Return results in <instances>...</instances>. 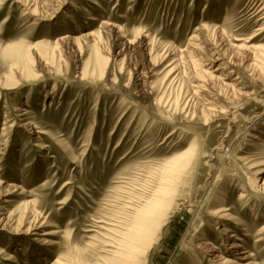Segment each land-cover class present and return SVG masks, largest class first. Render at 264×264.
<instances>
[{
  "label": "rangeland",
  "instance_id": "rangeland-1",
  "mask_svg": "<svg viewBox=\"0 0 264 264\" xmlns=\"http://www.w3.org/2000/svg\"><path fill=\"white\" fill-rule=\"evenodd\" d=\"M262 6L264 0H0V264H113L104 228L126 233L124 223L131 226L135 211L151 205L163 162L180 154L187 165L165 195L164 224L145 264H211L194 248L196 237L224 250L232 233L264 264L263 241H254L264 224V193L245 191L249 163L264 157V71L251 72L250 51H224L229 40L242 44L253 33L255 50L264 46V19L251 17ZM104 24L131 41L140 30L157 59L165 45L185 48L200 24L209 33L219 27L207 39L221 50L205 66L199 56L216 58L211 46L175 54L182 79L167 85L172 54L152 76V90L140 89L138 77L146 75L134 69L143 61L131 50L113 60ZM91 31L94 37H80ZM64 35L69 39L56 42ZM220 59L223 72L214 70ZM203 69L206 77L214 72L213 113L201 109L195 79ZM76 93L81 97L70 101ZM184 103L190 110H181ZM222 206L248 231L216 218Z\"/></svg>",
  "mask_w": 264,
  "mask_h": 264
},
{
  "label": "bare ground",
  "instance_id": "bare-ground-1",
  "mask_svg": "<svg viewBox=\"0 0 264 264\" xmlns=\"http://www.w3.org/2000/svg\"><path fill=\"white\" fill-rule=\"evenodd\" d=\"M204 6L207 8V5H204ZM261 11H264V6L260 7L259 9L255 10V11H252L251 17L252 18L256 17V20H258V21L264 19V14H262V15L260 14ZM104 27L107 29L106 31L109 32V36L111 38V45H112L113 53H114V55L112 57L113 60H116L119 55H123L122 59H121L122 61L125 60L126 56L128 54V51L131 50V51H134L140 57L141 61H143V63L141 65H139L138 67H136L134 69L136 75L138 73H141V72H145V75H146L145 77H138L137 86L140 89H143V88H145V86L147 87V85H148L149 88L152 90V87H153L152 84L154 85L153 81H151L152 76L154 77L156 75V73H157L158 69L161 67V65H163L165 63V61L168 60V58L172 54L174 55V57H172V62L169 63L168 65H166V67H169L170 64H172L173 66L170 67L168 70L166 69L167 71L165 72L164 78H163L164 82L165 81L168 82L167 85L168 84H170V85L176 84L177 82L181 81V79H182V73L177 67L178 66V59H177L176 55L181 56L182 54H184L186 52V50L196 52V51H201V47L205 46L208 48L211 46L212 47V53L211 54H213V56L216 55V58L212 59L213 57L211 58V56H209L210 54H207V53H203L202 57L199 56V63H201L203 66H205L207 64L212 65L213 62H216V60H218V57H219V54L217 52H218V50H221L220 48L217 49V46L213 45V43H211L208 40L209 37H211V35H216V36L218 35V28L219 27L212 29L213 31L211 33H209L208 31L210 30V27H209V30L207 31V29L206 30L204 29L206 27V26H204V24L199 25V27H198L199 35L193 34L190 37V41L186 44L185 48L178 49V48H175L173 46L171 47L169 45H165L164 47H162L160 49L162 55L159 57V59H157L154 56V54L152 55V50L155 47L154 42L151 41L147 37V35L141 33L140 30H139L140 32L138 31V33L134 36V38L131 41L128 39V37L127 38L125 37L126 34L124 35V33L117 31L114 25L104 24ZM259 30H261V31L264 30V25H262L259 28ZM261 31H258V32H261ZM94 34L95 33L91 31V32H87V33L81 35L80 37L91 38V37H94ZM220 34H222V33H220ZM256 34L257 33H253V34L247 36L246 38L241 39V40H243L242 44H233L229 40V42H227L228 49L224 50L226 52L227 51L229 52L230 50H232V54L234 51H238L241 48L244 50L250 51L248 53H250L252 56L254 55V57L256 58V59H254L256 61L255 64L250 69V70H252L251 72H253L254 70H257L255 72H258L259 67H261L260 69L262 71H264V46H262L261 49H257V51H256L255 50L256 47H253V45L250 44L251 40L255 38ZM224 36H225V34H224ZM207 37H208V39H207ZM67 39H69V36H67V35L60 36L56 39V42L60 43L63 40L66 41ZM221 39H223V37ZM213 40H216V39H213ZM195 41H199V42L196 43ZM216 44H218V42ZM260 47L261 46H259V48ZM209 51H211V49ZM15 52L18 53V51H15ZM229 53H231V51ZM175 57H176V59H174ZM220 60H221V63H219L217 65V68H215L214 70H220L221 72H223V70L227 68L226 67L227 65H226L225 60H223V59H220ZM204 61H206V62L204 63ZM205 69L208 70L211 68L209 66L208 68L206 67ZM204 71H205L204 69L201 71L202 75L200 76L199 79L196 78L195 82H196V84H198L197 86L199 87V89H198L199 95L202 94L201 97L203 99H201V98L200 99L205 101V105L203 107L201 105V109H205L206 111L213 113V111H216L215 105H214L215 94H214V92H212V89L214 91V88L212 87L213 80H214V78H212V77H214V72H213V70L208 71L210 73V76L206 77L205 76L206 73ZM232 73H233V70H228V75H232ZM258 73H260V72H258ZM257 75H259V74H257ZM176 85H178V84H176ZM224 87H226L227 89L228 88L231 89L232 94L234 93L233 96H235L237 94H241L240 91H242L241 88L236 87V84H235V87H234V85H230V84L224 85ZM191 92H192L191 96L195 97V90H193ZM49 93H51V91H49ZM159 93H160L159 94L160 98L158 99V101L163 99L166 92H165V90L161 89V90H159ZM74 96H75V98H73L70 101L74 102L75 100H77L81 97L79 93L78 94L76 93ZM191 96L189 97V99L192 98ZM198 98H199V96H198ZM166 102H167V99H166ZM172 102H173V100H172ZM171 103H170V105H171ZM172 105H174V104H172ZM174 107L176 108V106H174ZM177 108H179V106ZM181 110H183L185 112V111H188L190 109L184 103ZM181 113H183V112H181ZM26 114H29V112L22 113V116L26 115ZM20 116H21V114H20ZM27 117H29V116H27ZM124 117H125V113L121 112L118 120H120ZM23 119H25V117ZM13 124L14 123L12 122L8 126L9 127L13 126ZM27 124H29V123H27V122L23 123L20 125V127L23 128V127L27 126ZM3 129H5V128L3 127ZM37 132L41 133V131H36L35 133H37ZM190 145H192V144L190 143ZM186 153H184V154H186ZM182 156H183L182 154H180L178 156H173L171 158L166 159L163 162V165L160 169V174H161L160 183L153 190V192L151 194L152 196L150 197L151 205L147 208H144L143 210L135 211V214L137 213V215H136V219L135 220L133 219V221H132V223L135 221L134 224L131 223V226H129L126 223H124L123 230L128 229V231L125 230L126 233L118 234L114 228L113 229L115 230L116 233L113 232V229H112L113 224H111L112 227L107 226V228H104L105 234L107 236H109L108 240H106V246L110 247V249H107V250H108V255H110V257L112 259H114L113 264H141V263L145 264L146 263V260L148 258L147 257L148 252L155 243L156 231L160 226H162V224H164V221L160 218V215H161L160 212H161L162 207L168 201V199L165 197V195H168V192H169L170 187H171L172 179L175 177V175L179 171L182 170L181 168H183L187 165L186 161L180 160V157H182ZM263 165H264V157L256 158V159H254V161L252 163H249L248 168L251 170L249 171V175L246 179L247 187H248V190H245L246 192L251 191L252 193H257V194L259 192L264 193V183H263V185L257 184L258 175H259L260 170L262 169L261 166H263ZM220 178H221V175H218L216 181H219ZM39 186L40 187L44 186V184L39 185ZM245 191L243 193L241 192L239 194V199H242L244 196L247 197V193H245ZM147 203H149V201ZM229 210H230V208L227 206L218 207L214 211L213 215H215V217L218 218L219 220H221V219L222 220H232L231 223H229L227 221L226 222L228 224H232V225L236 226L240 230L248 231V229L244 227V223L238 217L231 216V214L229 213ZM220 230H221L220 232H222V235H227V233L229 231L226 224ZM43 234L45 236H50V234H52V233L44 232ZM243 235L246 237L247 236L249 237V235H251V234L244 232ZM255 236H256L255 237L256 239L254 241L256 243L263 241V245L261 247V250H264V224L258 228L257 232L255 233ZM200 238L201 239H199V237H196V243L194 244V248H196L197 250H200L202 252V254H204V257L207 256L209 258V261L211 264H258L257 262L254 261V255H252L250 250H248L246 247H242L244 242L235 233L228 234L227 238H229V240L227 239L228 243L224 244V246H225L224 250H220V248L217 247V245H215V244H210L209 241L207 239H205L204 236L200 237ZM46 242L49 243L50 240H46ZM175 249H177V248H175ZM235 251H238V252H235ZM145 253H146V256L144 257ZM223 253H230L233 256L238 255V259H237V256L235 258L236 260H234L233 256L227 257ZM58 262H60V261L58 260ZM62 264H64V263H62ZM93 264H107V262L106 263H104V262L93 263Z\"/></svg>",
  "mask_w": 264,
  "mask_h": 264
}]
</instances>
